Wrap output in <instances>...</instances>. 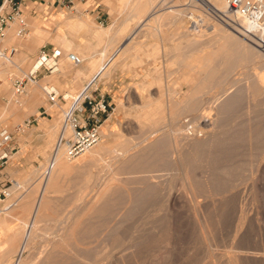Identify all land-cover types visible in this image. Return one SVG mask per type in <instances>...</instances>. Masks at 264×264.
Returning a JSON list of instances; mask_svg holds the SVG:
<instances>
[{"label":"rangeland","instance_id":"rangeland-1","mask_svg":"<svg viewBox=\"0 0 264 264\" xmlns=\"http://www.w3.org/2000/svg\"><path fill=\"white\" fill-rule=\"evenodd\" d=\"M141 1L100 0L89 15L42 7L28 37L11 33L26 73L44 46L83 59L79 67L63 61L62 73L38 84L62 97L102 73L98 93L111 109L99 155L63 160L69 167L44 194L51 174L42 168L68 101L52 108L33 84L17 103L13 81L24 75H0V126L24 127L16 134L21 152L4 172L25 190L0 219L26 220L49 200L48 213L29 220L8 250L11 232H0V264H229L239 256L240 264H264V49L219 22L190 36L183 8L170 0H159L152 22L133 34ZM206 1L225 8L224 0ZM113 25L124 32L106 35Z\"/></svg>","mask_w":264,"mask_h":264},{"label":"built area","instance_id":"built-area-1","mask_svg":"<svg viewBox=\"0 0 264 264\" xmlns=\"http://www.w3.org/2000/svg\"><path fill=\"white\" fill-rule=\"evenodd\" d=\"M173 5L182 7L186 30L190 36H200L211 29L213 24L222 23L234 30L238 27L245 37H254L258 46L264 45V0H224V10L217 9L207 3L206 0H170ZM84 6L79 10L78 6ZM100 0H0V60L10 63L17 55L18 49L14 45L5 46L10 31H14L15 37L25 39L30 34L29 18L40 12V8L48 11L54 9H66L72 14L89 15L98 13L101 7ZM208 8L210 13L207 11ZM49 13V12H47ZM210 16V20L204 14ZM104 26L105 20L97 17ZM240 21L242 23H240ZM63 55L61 50L47 46L41 48L37 60L35 73L23 78H16L13 82L14 98L20 103L26 95L29 85L36 84L39 76L53 74L54 67L49 66L51 58L58 59ZM69 62L75 66H81L83 59L75 54H67ZM98 76L88 82L84 88L75 94L62 96L55 90L44 88L46 102L53 108L59 105L60 100L68 101V107L63 110L62 124L56 142L50 153V157L42 168V176L49 175L54 168L58 156H64L68 160H74L87 154L98 146L104 136V125L110 114L111 104L104 95L99 92ZM0 78V86H1ZM47 114L44 109L40 115ZM35 121V120H34ZM34 121L26 120L25 126L29 127ZM24 127H20L17 133L3 129L0 126V212L9 199L12 201L5 210L17 205L25 193L24 186L10 177L4 169L15 160L21 152L16 142V134H20Z\"/></svg>","mask_w":264,"mask_h":264},{"label":"bare ground","instance_id":"bare-ground-1","mask_svg":"<svg viewBox=\"0 0 264 264\" xmlns=\"http://www.w3.org/2000/svg\"><path fill=\"white\" fill-rule=\"evenodd\" d=\"M158 1L159 0H142L141 1V3L139 4V9H138V20H137V22H136V25H135V29L133 30V34H136L137 32H139L144 26H147V25H149L150 24V22H152V13H153V11L156 9V6H157V3H158ZM218 1H221V2H223V0H218ZM29 19H33V18H29ZM74 23H75V21H69V22H67L66 23V26H67V28H72V26L74 25ZM29 26H31L30 24H29ZM65 26V25H64ZM116 26V25H115ZM116 28V27H115ZM122 29H123V31H122ZM30 30H31V28H30ZM124 28H120V29H117V30H115L114 29V25L113 26H111V27H109L107 30H106V35L108 34V32H112V31H114L113 32V34L115 35V36H120L123 32H124ZM83 31V30H82ZM234 32H236V34H238V35H236L235 33H233V32H231L230 34L232 35V36H234V37H237V38H240V36L242 37V39L243 38H249V37H245L242 33H241V29H240V27H239V25H238V27L236 28V29H234ZM11 33H13V31H10V33H9V37L7 38V40L5 41V46L4 47H8V46H10V45H14L17 49H18V52H17V55H18V53L20 52V48H18L15 44H13V43H9V40L11 39ZM40 34L41 33H34V35H33V38L35 39V41L36 42H38L39 44H43V42H44V40L40 37ZM240 35V36H239ZM132 36H134V35H132ZM64 41V43H66L67 41L66 40H63ZM250 41V40H249ZM259 47V46H258ZM262 48V50L264 49V45H263V47H261ZM264 51V50H263ZM62 53H63V55L61 56V57H59L58 59H55V58H51L50 60H49V62H48V65L49 66H52V67H54V71H53V75H58V73L60 74V72L61 71H63V68H62V63H63V61H67L68 63H70L69 62V60L67 59V54H70L71 52H63L62 51ZM17 55L14 57V58H16L17 57ZM13 58V61L12 62H10V63H5L4 61H2V60H0L2 63H4V64H6V65H4L5 67H0V75H2L3 74V72H8L9 74H13L16 70L17 71H20L23 75H24V77L25 76H29L30 74H33V73H35V71H36V69L38 68V66H36V64L34 65V67H32L33 68V70L31 71V72H29V73H26V72H24L23 70H22V67H21V65L23 64V61L24 60H19V58H16V59H14ZM71 64V63H70ZM71 66V65H70ZM16 69V70H15ZM13 70H14V72H13ZM62 73V72H61ZM14 75H16V74H14ZM14 75H11L10 77H13ZM101 75H102V73L101 74H97L96 76H98V81H100V79H101ZM96 76H94V77H96ZM93 77V78H94ZM93 78L91 79V80H89L90 82L93 80ZM261 80V79H260ZM262 81V80H261ZM11 84V83H10ZM35 86L37 85V86H39L40 88H42V90H43V93L45 94V92H44V88H48L49 90H55L58 94H60V91L58 92V90H57V88H55L53 85H50V86H45V87H43V86H41L40 85V83L38 84V82L36 83V84H34ZM68 93V92H67ZM75 93H77V92H74V93H68V94H66L65 96H67V98H68V96L69 95H71V94H75ZM143 94V93H142ZM62 109V111L64 110L63 108H61ZM175 114V113H174ZM201 121V120H200ZM188 122V121H187ZM61 128V127H60ZM59 128V129H60ZM97 147V146H96ZM95 150V151H94ZM87 154H89V157H92V158H94L95 156H98L99 155V151L98 150H96V149H92L91 151H89ZM91 154V155H90ZM63 160H66V161H68V159H66L64 156H58V158H57V161H56V164H55V166H54V168L52 169V171H51V175L49 176V181L47 182V184L45 185V189L43 190V193L44 194H46V193H48V190L49 189H51V188H54L55 186H56V184H57V179H58V177H59V175H62V173L63 172H65L66 170H67V168L69 167V165H66V164H64L62 161ZM71 161V160H70ZM54 172H56V175L54 176L53 174H54ZM230 172V171H229ZM241 172V171H240ZM42 183H43V181H41ZM22 185V184H21ZM226 185V184H225ZM224 185V186H225ZM165 187V186H164ZM202 187V186H201ZM221 192V191H220ZM222 195H224V194H222ZM44 197L45 196H47V195H43ZM157 196V195H156ZM155 196V198H157ZM161 196V195H160ZM169 196V195H168ZM238 196V195H237ZM171 197V196H170ZM154 198V197H153ZM45 200V199H44ZM150 200V199H149ZM224 200V199H223ZM49 201V200H48ZM48 201H42L41 203H38V206H36L35 207V209H34V211H32V213L30 214V217L28 218V219H24V218H16L15 219V217L14 216H12V214L10 213V214H6V217H1V219H0V232L2 231V232H5L6 231V229L9 231V233L11 232V235L9 234V236H8V234H7V236H8V239H7V241L6 242H3V244H4V247L3 248H5L6 249V247H10V246H14L15 244H16V242H15V240H16V238H18V235L17 234H19L20 232L19 231H21L22 229L21 228H23L24 229V227H28L29 226V220H33V219H37L39 216H41V215H46L47 213H48V211H49V202ZM148 206V205H147ZM216 206V205H215ZM4 208H5V205L3 206ZM23 207H24V205H23ZM214 207V206H213ZM4 208H2V209H4ZM226 208H228V207H226ZM225 208V209H226ZM216 209V208H215ZM3 212V211H2ZM2 212H0V216H1V214H2ZM223 212V211H222ZM249 212V211H248ZM22 213H23V211H22ZM218 214V213H217ZM14 215V214H13ZM223 215V214H222ZM148 216V215H147ZM159 216V215H158ZM241 216L243 217V214H241ZM21 217V216H20ZM217 218V217H216ZM13 219H15V222H13ZM247 219V218H246ZM206 220V219H205ZM240 220H242V218H240ZM150 221V220H149ZM136 222V221H135ZM208 222V221H207ZM219 222V221H218ZM221 223V222H220ZM204 225L205 224H207L206 225V227L207 226H209L208 225V223H206V222H204L203 223ZM240 224V223H239ZM203 225V226H204ZM242 225V224H241ZM132 226H134V225H132ZM206 227H204V228H206ZM239 227V226H238ZM19 229V230H17V229ZM135 228H136V226H135ZM208 228V227H207ZM207 228L206 229H204L205 231L207 230ZM133 229V228H132ZM242 230V229H241ZM18 231V232H17ZM23 231V230H22ZM132 231V230H131ZM203 231V230H202ZM238 231V230H237ZM243 231V230H242ZM14 232V233H13ZM17 232V233H16ZM13 233V234H12ZM21 234V233H20ZM202 234V233H201ZM6 235V234H5ZM119 236V235H118ZM141 237H143V236H141ZM20 238V237H19ZM121 238V237H120ZM128 238V237H127ZM140 238V237H139ZM5 239H6V237H5ZM17 241V240H16ZM14 242H15V244H14ZM138 242V241H137ZM112 245V244H111ZM6 246V247H5ZM78 247V246H77ZM113 247V246H112ZM115 247V246H114ZM11 248H13V247H11ZM78 249V248H77ZM6 250H8V249H6ZM6 250H4V249H2V251H3V253H4V251L5 252H8V251H6ZM109 250V249H108ZM207 250H209V249H207ZM2 253V254H3ZM107 254V253H106ZM231 256H233L234 257V255H231ZM241 257V258H240ZM245 257V256H244ZM248 257V256H247ZM252 257V256H251ZM0 258H1V252H0ZM81 258L83 259V256H82V253H81ZM13 259L14 258H11L10 260H9V262H8V264H11V263H13ZM240 259L242 260V262H243V259H242V256H239V259L238 258H236L235 257V259H233V260H231V261H229L228 263L229 264H240L241 262H240ZM245 259V258H244ZM22 260V259H21ZM230 260V259H229ZM246 260V259H245ZM80 261H82V260H80ZM81 263V262H80ZM83 263V262H82ZM81 263V264H82ZM94 264V263H93ZM211 264H213V263H211ZM244 264V263H243ZM246 264V263H245Z\"/></svg>","mask_w":264,"mask_h":264},{"label":"crops","instance_id":"crops-1","mask_svg":"<svg viewBox=\"0 0 264 264\" xmlns=\"http://www.w3.org/2000/svg\"><path fill=\"white\" fill-rule=\"evenodd\" d=\"M20 48H22V47H20Z\"/></svg>","mask_w":264,"mask_h":264}]
</instances>
